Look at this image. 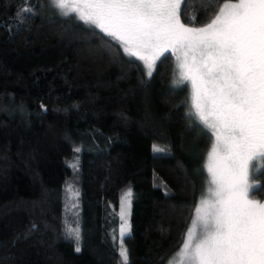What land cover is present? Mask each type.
<instances>
[{
    "label": "trees",
    "instance_id": "16d2710c",
    "mask_svg": "<svg viewBox=\"0 0 264 264\" xmlns=\"http://www.w3.org/2000/svg\"><path fill=\"white\" fill-rule=\"evenodd\" d=\"M203 8L187 0L181 21L210 22L218 6ZM175 69L166 53L147 76L51 0H0V264H123L117 209L129 189L128 264H168L203 197L212 145ZM252 179L250 198L262 201L264 168Z\"/></svg>",
    "mask_w": 264,
    "mask_h": 264
},
{
    "label": "snow or ice",
    "instance_id": "6c2138e0",
    "mask_svg": "<svg viewBox=\"0 0 264 264\" xmlns=\"http://www.w3.org/2000/svg\"><path fill=\"white\" fill-rule=\"evenodd\" d=\"M201 2L204 11L217 6L218 11L210 22L191 27L181 21L187 0H51L63 15L75 13L126 56L142 61L148 76L171 51L180 82L191 81L194 113L189 114L215 141L207 153L209 190L195 207L176 264H264V202L250 198L255 186L249 183L251 162L264 161V0ZM31 12L27 7L17 15ZM131 198L129 189L120 213L123 264L130 231L123 205L130 210ZM71 235L80 252L79 228Z\"/></svg>",
    "mask_w": 264,
    "mask_h": 264
},
{
    "label": "rangeland",
    "instance_id": "374dc122",
    "mask_svg": "<svg viewBox=\"0 0 264 264\" xmlns=\"http://www.w3.org/2000/svg\"><path fill=\"white\" fill-rule=\"evenodd\" d=\"M73 15H75L76 16V14L75 13H72ZM77 17V16H76ZM80 20V19H79ZM82 21V20H81ZM82 22H84V21H82ZM85 23V22H84ZM88 25H90V24H88ZM90 26H93L94 28H95V26L94 25H90ZM96 29H98V28H96ZM99 30V29H98ZM166 53H171L172 54V52L171 51H168V52H166ZM165 53V54H166ZM172 56L174 57V61H175V71H176V82H180V76H179V69H178V67H177V59H176V56L175 55H173L172 54ZM133 58H135V57H133ZM136 59V58H135ZM139 61V60H138ZM141 62V64L143 65V67H144V69H145V72H146V75L148 76V74H147V69L145 68V66H144V64H143V62L142 61H140ZM154 71V70H153ZM183 82H186L187 84H188V86H189V90H190V97H189V102H188V108H189V112H192V113H194V109H192V107H191V105H192V92H193V89H192V84H191V81H189V80H185V81H183ZM194 118H195V120L197 121V122H199V120L194 116V115H192ZM200 123V122H199ZM201 124V123H200ZM202 126H203V124H201ZM210 131V130H209ZM210 133H211V131H210ZM212 135V134H211ZM215 141V137L214 136H212V144H213V142ZM212 146V145H211ZM211 150V147H210V149H209V151ZM208 151V152H209ZM208 163V157H206V162H205V171H206V173H207V177H208V183H207V186H206V188H205V191H204V194H203V196H206L207 195V193H208V190H209V182H210V179H211V177H210V175H209V173H208V171H207V168H206V164ZM264 168V161H258V160H253L252 162H251V165H250V168H249V183L250 184H252V185H254L255 187L251 190V192L257 187V183H256V181H254L253 179H252V176L253 175H255L256 173H258L261 169H263ZM131 193H132V191H131ZM124 195H122L121 196V198L119 199V202H118V209H117V213H118V218H119V226H118V236H117V241L120 243L121 242V237H120V226H121V224H122V220H121V215H120V213H121V208H122V197H123ZM261 202H264V199L261 201ZM199 203V202H198ZM124 206V208H125V210H126V212L128 213L127 214V220H128V224H129V215H130V210L127 208V204H124L123 205ZM195 218V211H194V214H193V218H192V220H191V222H190V225H189V228L190 227H192V221H193V219ZM188 228V229H189ZM187 233V232H186ZM129 234V233H128ZM127 234V235H128ZM186 236V235H185ZM183 246V244L181 245V247ZM180 247V248H181ZM179 251H180V249L174 254V256L170 259V261L168 262V264H170V262H171V264H176V258H177V254L179 253ZM119 252H120V249H119Z\"/></svg>",
    "mask_w": 264,
    "mask_h": 264
}]
</instances>
